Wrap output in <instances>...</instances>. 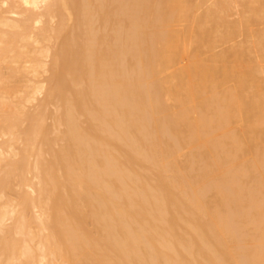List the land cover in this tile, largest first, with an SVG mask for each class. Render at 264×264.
<instances>
[{"label":"bare ground","instance_id":"obj_1","mask_svg":"<svg viewBox=\"0 0 264 264\" xmlns=\"http://www.w3.org/2000/svg\"><path fill=\"white\" fill-rule=\"evenodd\" d=\"M205 1L0 0V264H264V0Z\"/></svg>","mask_w":264,"mask_h":264},{"label":"rangeland","instance_id":"obj_2","mask_svg":"<svg viewBox=\"0 0 264 264\" xmlns=\"http://www.w3.org/2000/svg\"><path fill=\"white\" fill-rule=\"evenodd\" d=\"M205 2H206L207 4H204V7H205V5H208L209 3H211L210 0H206ZM7 7H8L7 3H5V4L2 6V8H4V9H6ZM8 15L13 16V17H16V16H17V14H14V13H8ZM238 17H239V15H238V13L236 12V9H234V10L232 11V16H231V18H232V19H236V18H238ZM176 26L181 27V26H182V22H178V23L176 24ZM241 38H242V36L237 35V36L234 38V40H231V41L233 42V41H235V40H240ZM220 48H222V46H218V47H217V49H220ZM188 60H189V56H188V55H185V56L183 57V59H182L183 63H186ZM176 144L179 145V144H181V143L178 144V143L176 142ZM204 154H205V153H204ZM250 174H254V172L250 171ZM251 186H252V185L250 184V192H251V190H252V188H253V187H251ZM230 213L233 214L234 211L231 210ZM235 234H236L237 236H240V235H241L240 230H239V231H235Z\"/></svg>","mask_w":264,"mask_h":264}]
</instances>
